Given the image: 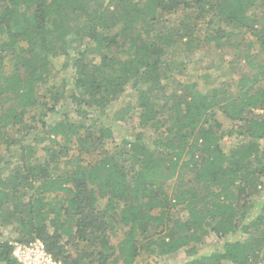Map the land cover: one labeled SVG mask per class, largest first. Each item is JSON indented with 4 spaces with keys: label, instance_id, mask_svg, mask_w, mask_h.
Listing matches in <instances>:
<instances>
[{
    "label": "trees",
    "instance_id": "obj_1",
    "mask_svg": "<svg viewBox=\"0 0 264 264\" xmlns=\"http://www.w3.org/2000/svg\"><path fill=\"white\" fill-rule=\"evenodd\" d=\"M256 8L264 0H0V144L18 145L20 154L10 174L0 175V226L12 225L18 243L42 241L60 264H138L142 250L169 255L192 244L194 251L210 234L243 237L184 264H264V203L248 220L252 196L264 185V22ZM180 9L192 12V24L177 31L156 26ZM244 36L252 39L243 58L256 72L241 75L238 93L225 82L209 92L197 83L169 90V51H190L196 38L241 47ZM69 38L79 46L72 98L82 118L104 114L131 84L138 125L161 133L153 145L139 134L110 151L113 129L98 119L61 121L35 137L49 142L45 160L37 143L25 140L28 131L11 136V126L36 127L24 123L25 114L39 104L37 86L47 84L50 57L67 53ZM8 57L14 73L3 75ZM216 109L245 139L231 152L222 146ZM73 139L78 155L66 161L73 167L61 169ZM99 148L102 157L86 158ZM119 226L125 236L116 247L111 235ZM14 248L0 239L1 263L22 264Z\"/></svg>",
    "mask_w": 264,
    "mask_h": 264
},
{
    "label": "rangeland",
    "instance_id": "obj_2",
    "mask_svg": "<svg viewBox=\"0 0 264 264\" xmlns=\"http://www.w3.org/2000/svg\"><path fill=\"white\" fill-rule=\"evenodd\" d=\"M252 11H256L257 17L263 18L264 22V8H256ZM161 18L162 20L156 26L167 31H177L181 25L184 27L193 23L192 12L183 9L170 15H164ZM198 34L202 35L203 32H197L196 35ZM198 39L199 38H196L195 44L192 45L193 48L190 51L183 49L182 52H175L174 49H172L167 54L166 63L170 77L167 81L169 90H175L180 93L182 89H184L183 85L180 84L197 83L199 90L209 92L213 89L222 87V84L225 82L228 84V89H231L230 92L238 93L239 89L237 84L241 75L246 73L251 76L256 72V69L248 67L243 58V50H247L246 41L252 39V37L244 36V42H242L243 44H241V47L235 48L229 46L219 48L213 41L204 39L200 42ZM259 47V44L256 43L250 52L252 54L256 53L259 51ZM66 49L67 53L65 52L55 57H50L51 70L48 75L47 84L37 86L36 97L39 99V104L29 108L25 114L24 123L36 125V127L30 131L20 126H11L9 127L11 136L14 139L22 137L23 133L28 131L29 134L25 136V140L28 143H37V156H43V160H45L48 157L45 146L49 142L39 144V141L35 140V137L38 136L40 139L46 135L45 131L50 130V127L61 121H85V123L91 124L94 119H98L99 121L101 120L104 125L111 126L113 129V138L108 139L106 144V149L110 151L114 150L116 146L120 147L125 140L134 141L139 134H141L145 142L153 145L154 139L159 138L161 133L155 131L151 125L143 128L138 125L139 108L137 107V91L131 84L126 87L125 91L118 99L109 105L104 114L97 112L88 116L86 119L82 118L72 98L75 92L74 85L76 79V70L72 64L79 46L69 38ZM91 56L94 57L97 62L100 59L97 54H92ZM121 58L125 59L126 55H121ZM13 73V60L12 57H8L3 68V75H12ZM57 93L61 95L58 98V102L55 96ZM51 107H54V109H51ZM216 116L217 119L223 123L224 138L222 140V146L227 152H231L234 147L245 143L244 137L238 136L234 122L225 117L222 111L218 109H216ZM37 129L40 133H37ZM54 138L59 141L63 139L61 136H56ZM74 141L75 139H73V142L69 145L71 147L69 155L63 156V159H61V169L73 167V165L67 164L66 161L78 155V150ZM260 144L264 145V141L261 140ZM18 147L17 145L15 148ZM15 148L9 147L6 143L0 144V175H9L10 169L12 168L10 162L18 160L20 154L16 152ZM56 149L59 150L60 146H57ZM104 151V148H99L93 157L86 156V158L102 157L105 153ZM255 165H257V163H255ZM175 181L176 180H173L171 183L174 184ZM55 197L54 194H50L49 200ZM252 200L254 201L255 207L252 209L248 220L255 217L261 210L264 203V185L260 187V192L258 194L252 196ZM105 204V199L100 201V207L103 208ZM17 234L18 233L12 225L0 226V239L10 240L15 244L18 243ZM124 236L125 229L119 226L116 233L111 235V243L117 247ZM242 237L241 235L234 234L230 237L219 238L214 234H210L205 237L204 242L196 245L193 244L195 246L194 251H190L192 248L191 244V246L184 247L178 252L169 255H162L155 252L150 253L146 250H142L138 258V264H146L149 262L151 264H184L196 257L210 255L213 252L221 250L227 238L236 240ZM148 240L149 239H144L143 242L147 243ZM82 247L83 245L80 246V248ZM71 252L76 254L77 249L72 248ZM0 264L3 263L0 262Z\"/></svg>",
    "mask_w": 264,
    "mask_h": 264
},
{
    "label": "built area",
    "instance_id": "obj_3",
    "mask_svg": "<svg viewBox=\"0 0 264 264\" xmlns=\"http://www.w3.org/2000/svg\"><path fill=\"white\" fill-rule=\"evenodd\" d=\"M13 255L22 264H60L40 240L29 244L15 243Z\"/></svg>",
    "mask_w": 264,
    "mask_h": 264
}]
</instances>
